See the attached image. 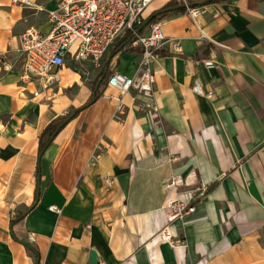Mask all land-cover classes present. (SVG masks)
Instances as JSON below:
<instances>
[{
  "label": "crops",
  "instance_id": "crops-1",
  "mask_svg": "<svg viewBox=\"0 0 264 264\" xmlns=\"http://www.w3.org/2000/svg\"><path fill=\"white\" fill-rule=\"evenodd\" d=\"M33 1L0 0V264H33L19 240L39 264H264V0L203 4L197 26L187 9L159 20L158 123L134 92L116 118L107 80L91 97L102 68L136 73L132 41L101 69L68 57L49 85L24 78L20 35L47 33L59 2ZM168 1L152 0L145 19ZM84 104L39 153L46 125ZM199 180L204 195L169 224L178 245L160 240L166 203Z\"/></svg>",
  "mask_w": 264,
  "mask_h": 264
},
{
  "label": "built area",
  "instance_id": "built-area-1",
  "mask_svg": "<svg viewBox=\"0 0 264 264\" xmlns=\"http://www.w3.org/2000/svg\"><path fill=\"white\" fill-rule=\"evenodd\" d=\"M152 0H59L57 6L47 12L50 29L39 32L35 27L27 28L20 35V52L24 56L23 77L43 80L46 85L57 79V71L66 60L89 61L94 68L103 67L101 60L113 43L127 30L135 33L131 44L141 48L137 71L133 76L118 72L112 73L106 81L107 86L116 93L107 95L115 102L114 116L119 118L125 112L123 96L134 92L149 101L154 123L159 122L157 104L154 97L155 74L152 63L156 60L155 50L165 42L160 21L149 24L147 34H137L135 25H141L145 19L144 11ZM184 1V0H183ZM18 7H32L33 0H10ZM199 7H187V11L196 23ZM199 28V27H198ZM200 35H206L200 30ZM207 68L213 66L212 60H204ZM134 98V95L132 96ZM106 182L111 180L106 178ZM171 178L168 186H174ZM208 186L199 180L193 189L184 190L176 198L170 199L165 207V224L160 228L158 237L172 246L178 245L170 232L169 224L192 212L194 203L202 197ZM50 210L59 209L50 205Z\"/></svg>",
  "mask_w": 264,
  "mask_h": 264
},
{
  "label": "trees",
  "instance_id": "trees-1",
  "mask_svg": "<svg viewBox=\"0 0 264 264\" xmlns=\"http://www.w3.org/2000/svg\"><path fill=\"white\" fill-rule=\"evenodd\" d=\"M216 0H169L162 8H168L172 6H181L180 8L174 10V11H185L187 7H198L203 4H208L211 2H214ZM161 8V9H162ZM157 11L152 12L149 16H152L149 23L144 26L142 29L138 30L139 25H135L133 30H137V34L144 33L145 29L149 26V24L159 21L164 15H166L168 12L165 13H157ZM171 12V11H169ZM155 14V15H154ZM145 20V19H144ZM144 20L141 22L143 23ZM135 38V33H133L132 30H127L123 37L116 42V45L113 48V51H123V48L125 45L130 43ZM109 77L108 70H104L102 68L99 73L96 75L93 83H92V99H96L100 96V86L103 84L105 80ZM98 83V85H97ZM86 104L78 107V108H71L69 112H67L64 115L58 116L54 118L52 121H50L46 127L40 132L39 134V144H38V151L39 153L43 152L44 149L52 142L55 135L58 133V131L66 124L65 120L69 117V115L74 112L75 114L85 107ZM33 208V205H31L27 210H30ZM21 214L17 215V218H19Z\"/></svg>",
  "mask_w": 264,
  "mask_h": 264
},
{
  "label": "water",
  "instance_id": "water-1",
  "mask_svg": "<svg viewBox=\"0 0 264 264\" xmlns=\"http://www.w3.org/2000/svg\"><path fill=\"white\" fill-rule=\"evenodd\" d=\"M180 7H181V6H172V7H168V8H162V9H159L155 14H157V13H165V12H169V11H174V10L180 8ZM155 14H154V15H155ZM151 17H152V16H148V17L144 20V22L139 26L138 30H140V29H142L144 26H146V25L149 23ZM73 114H74V112H72V113L69 115V117L65 120V122H67ZM40 157H41V154L38 155V159H37V169H38V173H37V193H39V182H40V179H39V177H40V172H39V167H40ZM25 214H26V212H24L22 215L24 216ZM19 241H20L24 246H26L29 250H31V251L34 253V255H35V260H34L33 264H39V255H38V253L33 249V246H32L30 243H28V242H26V241H24V240H19ZM90 254H91L90 261L93 262V263L96 262V253L92 250V251L90 252Z\"/></svg>",
  "mask_w": 264,
  "mask_h": 264
},
{
  "label": "rangeland",
  "instance_id": "rangeland-1",
  "mask_svg": "<svg viewBox=\"0 0 264 264\" xmlns=\"http://www.w3.org/2000/svg\"><path fill=\"white\" fill-rule=\"evenodd\" d=\"M120 39H121V37L118 38V40H120ZM118 40H117V41H118ZM117 41H115V42L113 43V45L109 48V50L104 54V56H103L102 59H104V57L107 56V55L111 52V50H113V48H114V46L116 45V42H117ZM101 62H103V61L101 60Z\"/></svg>",
  "mask_w": 264,
  "mask_h": 264
}]
</instances>
